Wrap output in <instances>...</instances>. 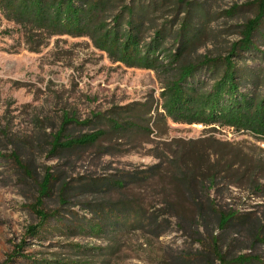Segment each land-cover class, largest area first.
<instances>
[{"label":"trees","instance_id":"trees-1","mask_svg":"<svg viewBox=\"0 0 264 264\" xmlns=\"http://www.w3.org/2000/svg\"><path fill=\"white\" fill-rule=\"evenodd\" d=\"M170 4L177 9L171 10L174 18L160 23L164 18L156 15ZM249 6L254 15L238 27V41L223 54L198 56L209 32L208 13L196 1L0 0V12L17 26L51 36L89 38L113 62L161 76L162 113L157 118L145 119L151 112L146 104L113 107L81 123L64 115L49 144L50 154L58 156L95 149L102 142L117 145L149 137L154 133L150 123L160 128L167 120L212 131L228 128L264 141V51L259 49L260 44L264 47V0ZM240 10L235 6L225 14L235 17ZM248 59L258 64L250 66ZM71 125L91 131L73 135ZM163 146L153 154L157 163L145 170L90 180L80 187L71 188L62 175L46 170L36 183L32 211L38 223L28 235L46 239L60 234L68 241L80 237L102 241L105 247L71 242L65 244L63 257L33 260L17 253L10 261L20 257L33 264H114L131 235L148 231L159 238L175 226L197 245L181 257L184 262L264 264V213L236 204L264 202V151H248L213 135L173 139ZM10 160L34 179L17 152ZM141 191L152 194L153 204H144ZM81 194L103 201L85 205V215L73 211L68 218L60 210L44 208V199L56 197L64 207Z\"/></svg>","mask_w":264,"mask_h":264},{"label":"rangeland","instance_id":"rangeland-1","mask_svg":"<svg viewBox=\"0 0 264 264\" xmlns=\"http://www.w3.org/2000/svg\"><path fill=\"white\" fill-rule=\"evenodd\" d=\"M185 1L203 4L208 13L209 39L199 48L198 56L223 54L239 40L238 27L254 15V8L249 6L254 0ZM235 6L241 8L237 16L225 14ZM164 10L165 13L156 15L164 18L160 23L171 21L175 15L171 10L177 9L170 4ZM178 15L181 19L185 13L178 12ZM259 49L264 51L261 44ZM247 62L253 67L258 64L252 59ZM162 91L161 76L157 73L113 62L89 38L51 36L27 30L7 21L0 12V264H33L20 257L10 261L17 253L33 260H50L52 254L63 257L67 254L65 244L71 242L88 248L105 247L102 241L80 237L68 241L60 234L46 239L28 235L29 228L38 223L32 211L38 196L36 183L46 170L55 176L62 175L71 188L80 187L90 180L116 178L121 173L153 166L157 163L153 154L164 147V142L209 135L248 151H264V141L244 133L222 127L212 131L202 125L167 120L160 128L150 123L154 133L132 142L127 140L117 145L102 142L98 148L69 156L50 154L51 136L59 129L64 115L73 116L81 123L113 107L146 104L151 112L145 119L153 120L162 113ZM68 130L73 135L91 131L74 125ZM16 152L30 166L34 179L26 178L10 160ZM140 196L144 204H153L154 197L149 192L141 191ZM70 201V205L61 207L56 197L44 199V208L60 210L65 218L73 211L82 216L85 205L97 204L103 199L81 194ZM243 202H236L238 208L264 213V202ZM261 204L262 207L255 206ZM169 231L159 238L148 231L131 235L114 264H196L181 259L195 251L197 245L192 238L175 226ZM261 253L264 256V248Z\"/></svg>","mask_w":264,"mask_h":264}]
</instances>
